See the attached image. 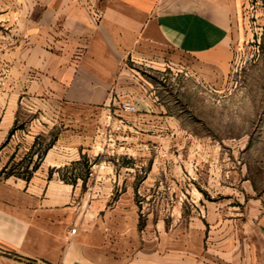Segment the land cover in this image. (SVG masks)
<instances>
[{"label":"crops","instance_id":"0c3cea01","mask_svg":"<svg viewBox=\"0 0 264 264\" xmlns=\"http://www.w3.org/2000/svg\"><path fill=\"white\" fill-rule=\"evenodd\" d=\"M243 2L0 0V153L26 94L98 105L127 92L132 65L179 66L182 55L209 80L227 73ZM81 158L50 148L29 179L0 176V264H264V188L246 162L225 172L229 185L210 200L206 173L193 171L186 202L183 173L169 184L165 171L176 199L140 227L134 196L158 177L153 164L142 187L137 169L105 165L83 187L60 176Z\"/></svg>","mask_w":264,"mask_h":264},{"label":"rangeland","instance_id":"374dc122","mask_svg":"<svg viewBox=\"0 0 264 264\" xmlns=\"http://www.w3.org/2000/svg\"><path fill=\"white\" fill-rule=\"evenodd\" d=\"M179 58V66L170 61L132 65L136 77L124 84L127 92H114L98 105L26 94L19 99L16 129L9 136L13 141L0 153V176L30 178L34 163L41 155L44 159L50 148L82 155L78 162L60 168V176L72 183L81 178L83 187L94 184L93 174L103 165L114 171L137 169L135 184L142 187L153 164L158 177L149 191L134 196L140 227L148 214H159L162 201L165 212L171 207L176 195L168 185L176 182L177 171L184 175L180 181L186 202L194 170L206 173L200 181L211 189L209 194L202 188L210 200L229 185L231 179L225 172L240 168V161L246 162L257 187L263 189L264 0L242 3L227 73L209 80L193 67V57ZM29 84H25L26 91ZM128 99L136 112L124 111L123 102ZM56 170L52 168L50 176ZM119 195L118 189L112 200Z\"/></svg>","mask_w":264,"mask_h":264},{"label":"built area","instance_id":"2783aa9c","mask_svg":"<svg viewBox=\"0 0 264 264\" xmlns=\"http://www.w3.org/2000/svg\"><path fill=\"white\" fill-rule=\"evenodd\" d=\"M123 109L124 111L129 112V113H133L137 111L136 105L129 99L123 102ZM74 231L75 229H73V232Z\"/></svg>","mask_w":264,"mask_h":264},{"label":"trees","instance_id":"16d2710c","mask_svg":"<svg viewBox=\"0 0 264 264\" xmlns=\"http://www.w3.org/2000/svg\"><path fill=\"white\" fill-rule=\"evenodd\" d=\"M15 129H16L15 126L12 127V129L10 130L9 136H11V135L14 133ZM50 147H51V144H50L49 146L46 147V151H47ZM42 159H43V155L39 156V159L34 163V166H33L32 171L36 170V169L39 167L40 162H41ZM28 179H29V178H28Z\"/></svg>","mask_w":264,"mask_h":264}]
</instances>
